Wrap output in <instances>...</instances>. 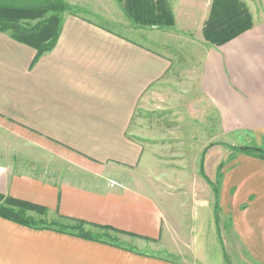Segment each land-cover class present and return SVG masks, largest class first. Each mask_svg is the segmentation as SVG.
I'll return each mask as SVG.
<instances>
[{
    "label": "crops",
    "instance_id": "0c3cea01",
    "mask_svg": "<svg viewBox=\"0 0 264 264\" xmlns=\"http://www.w3.org/2000/svg\"><path fill=\"white\" fill-rule=\"evenodd\" d=\"M246 5L253 27L218 47L204 43L194 85L220 135L252 145L264 140V19H255ZM35 56L33 48L0 32V135L46 159L22 160L23 153L0 147V194L45 208L52 218L83 222L85 232L111 228L136 244L86 240L0 218V264H189L144 250L163 235L166 214L180 211L167 192L173 184L161 175L168 158H180L192 139L190 82L175 79L189 72L176 69L170 56L72 12L62 15L55 47L33 64ZM152 96L156 109L176 111L139 116ZM210 194L194 200L189 212L196 264H224ZM253 197L243 215L256 203ZM249 230L237 229L251 238L245 247L264 264V234Z\"/></svg>",
    "mask_w": 264,
    "mask_h": 264
},
{
    "label": "rangeland",
    "instance_id": "374dc122",
    "mask_svg": "<svg viewBox=\"0 0 264 264\" xmlns=\"http://www.w3.org/2000/svg\"><path fill=\"white\" fill-rule=\"evenodd\" d=\"M62 1L70 7L72 13L106 26L112 32L137 41L150 50L154 49L170 56L175 62L176 69H184L189 72V76L177 75L175 79L178 82L185 80L190 82L189 87L187 85L185 89H187L190 96L188 128L192 139L188 142V146L186 145V148L179 153L180 158L169 156V165H164L162 170L165 172H163V175L160 174L161 177L167 176L165 181L173 184V187L167 189V192L174 193L171 206L173 209L179 208L180 211L178 210L179 212L174 214H166L163 235L155 246H146L144 249L146 253L159 255L173 261L185 260L189 264H196L191 257L189 212L194 200L210 197V193H212L210 187L198 175L201 156L202 153L203 155L205 153L203 166L206 177L213 184L219 181L220 209H222L219 222L220 239L228 257V264H263L257 258L259 254L248 252L250 251L249 248L245 247L247 240L248 243H251L249 242L251 238L240 237L237 229H251L249 231H254V233L256 231L260 237L264 234V161L255 155H247L233 150L234 147L252 146L254 142L251 145L248 141L245 142L236 137L232 139L220 135L213 110L207 103L203 104L202 107L201 102H198L199 96L194 85L197 81L203 51L207 44L203 38V28L209 16L213 0H165L173 24L160 29L135 25L123 12L117 0ZM240 2L246 8V4L249 5L255 19H264V0H240ZM247 10L249 11L248 8ZM138 29H141V34L138 33ZM134 30L136 31L134 32ZM145 98L144 100H146ZM149 98V100L143 101V104L139 107V116L162 117L166 113L171 115L172 111H176L170 109L167 105H165L166 108L156 109L159 102H154L153 96ZM198 108L201 114L203 112V116L198 112H194ZM186 110L185 107L179 111H183L182 115L185 116L187 114ZM171 126L167 124L159 127L165 130L166 127ZM255 143V146H252L253 148L264 150V140L260 139ZM0 147L23 153L19 157L22 160L30 159L36 163L38 160H46L39 157L35 152L24 148L21 143L11 138L2 137V135H0ZM203 150L205 151L203 152ZM219 167H222L220 180H218ZM167 170L174 172L173 181L168 179L172 175ZM183 170L188 171L186 175L181 173ZM183 176H187L186 181ZM234 187H237L236 191L238 193L236 202L232 194V188ZM245 193H248L249 197L254 195L252 199L256 202L253 207L250 205L248 215H243L245 212L242 209L245 205L250 204L248 195L243 196ZM28 215L35 221L43 220L49 224L60 222L57 218H52L49 215L44 216V214L35 211L28 212ZM61 224L75 227L74 224ZM76 228L84 231V227ZM90 233L108 241L136 244L130 242L127 238L113 235L110 231L93 230Z\"/></svg>",
    "mask_w": 264,
    "mask_h": 264
},
{
    "label": "trees",
    "instance_id": "16d2710c",
    "mask_svg": "<svg viewBox=\"0 0 264 264\" xmlns=\"http://www.w3.org/2000/svg\"><path fill=\"white\" fill-rule=\"evenodd\" d=\"M126 14L138 27H155L157 29L171 26L172 16L165 0H117ZM71 13L70 7L62 0H0V32L7 33L16 42L29 46L36 51L33 64L44 54L50 52L56 45L61 28L62 15ZM253 22L251 15L240 0H213L209 16L203 28L204 41L213 47L221 46L241 33L251 29ZM234 151L255 155L264 160V150L252 146L234 147ZM201 157L199 174L210 187L213 194V216L217 231V238L225 264L228 257L220 239L218 204L219 181L213 184L206 177ZM232 157V156H231ZM219 167L218 180L222 174ZM38 212L46 216L45 208L20 201L0 194V218L30 229L52 230L62 234L76 235L92 241L101 240L82 228L83 222L71 221L58 217L59 223H47L43 220L35 221L28 212ZM61 223L74 224L66 226ZM99 230L114 231L107 227H97Z\"/></svg>",
    "mask_w": 264,
    "mask_h": 264
}]
</instances>
